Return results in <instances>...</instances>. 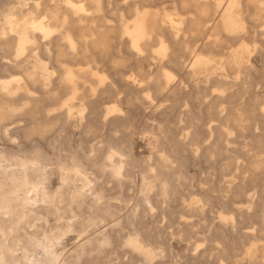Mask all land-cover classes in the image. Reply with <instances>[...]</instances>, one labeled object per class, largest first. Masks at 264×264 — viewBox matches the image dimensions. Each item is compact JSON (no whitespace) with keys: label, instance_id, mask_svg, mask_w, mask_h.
<instances>
[{"label":"bare ground","instance_id":"1","mask_svg":"<svg viewBox=\"0 0 264 264\" xmlns=\"http://www.w3.org/2000/svg\"><path fill=\"white\" fill-rule=\"evenodd\" d=\"M3 1L0 6H4ZM174 1L177 9L161 8V17L150 12L152 0L137 6L130 0H21L3 8L0 264H149L141 256L142 249L151 246L160 254L161 249L152 241L177 232L191 241L190 251L199 253L200 264H264V243L257 227L264 225V133L262 139L252 133L264 130V88L261 92L259 83L253 81L257 65L253 61L242 65L246 52L252 56L260 53L264 60V0H226L221 15L214 8L215 0ZM234 13L247 24L243 34L238 33L241 25ZM150 48L165 52L176 48L171 66L162 65L154 77L135 61V55H143L145 60ZM190 56L194 59L188 74L198 77L202 86L190 85L183 77L177 80L181 63ZM234 67L238 71L234 80L228 81L225 75ZM154 94H166L181 108V137L161 136L155 152L159 166L154 165L151 155L139 161L132 158L128 141L120 136V127H135V99ZM76 100L82 102L80 109L74 104ZM192 103L199 111L206 109L219 123L217 137L205 140L216 145L203 152L205 164L216 171H209L211 176L199 181L205 196L191 190L181 197L180 214L195 219H182L165 231L154 228L146 218L171 202L161 198L165 181L170 184L169 191H178L192 179L185 155H200L197 145L204 141L198 131L201 119ZM222 103L228 105V115H219ZM87 114L94 118L88 124L82 118ZM99 115L101 122L96 119ZM117 115L128 116L127 122L113 123ZM203 125L211 127L209 120ZM70 129L80 134V147L89 143L93 159L80 158L79 150H71L67 153L72 160L69 166L62 156L57 162L46 159L41 149L34 148L31 154L18 148L13 153V148L5 146L20 134L27 140L37 136L56 149L50 136L60 140ZM204 132L209 133V129ZM107 146L111 165L95 158L106 152ZM212 154L219 160L216 165ZM55 163L62 169L56 185L55 177L47 173V167ZM137 165L146 180L151 176L157 179L151 198L136 196L140 185L127 171ZM70 170L76 175L71 176ZM244 191L257 193L252 211L236 207L246 204ZM211 205L218 208L213 219L223 221L212 220L205 227L209 221L205 209ZM121 207H127V214H122ZM124 217L128 222L125 227L112 232L106 228ZM249 222L252 246L242 249L240 242L246 237L241 230ZM114 237L127 238L137 254L121 258L117 251L98 250L111 245ZM230 237L231 247L227 248L223 242ZM68 238L76 240L73 249L64 246ZM208 241L218 244L211 263L208 253L200 249ZM38 249L44 253L41 259L36 255ZM170 253L173 264H182L184 256L178 258L174 249Z\"/></svg>","mask_w":264,"mask_h":264},{"label":"rangeland","instance_id":"2","mask_svg":"<svg viewBox=\"0 0 264 264\" xmlns=\"http://www.w3.org/2000/svg\"><path fill=\"white\" fill-rule=\"evenodd\" d=\"M132 4L141 5L143 2L146 0H130ZM241 1V0H240ZM4 6H0L1 12L4 13L3 11L7 8L8 4L11 5H17L21 0H4L3 1ZM216 3V4H215ZM215 5L214 8L217 12V15H221L224 11V6L226 3V0H215ZM119 4L121 6L124 5V2L120 1ZM240 4V2H239ZM152 9L151 13H153L156 17H161L162 13L159 9L165 8V9H170V10H176L177 9V3L174 0H152L151 2ZM239 7V6H238ZM3 15V14H2ZM234 18L239 21L241 25V29L239 30V34H243L244 30L247 26L246 22L237 16L236 13H234ZM110 24L117 25L115 22H110ZM224 34H227L224 32ZM176 48H170L169 52H165L162 49L159 48H150L148 52L146 53V59L144 60L143 55H135V61H140L141 66L149 71L151 75L154 77L155 74L158 72L159 68L162 65L166 66H171L169 64L172 60H174L173 55L175 54ZM230 54H232V49L230 51ZM262 54L256 53L254 56L250 52H246L244 54L243 60H242V65H249L252 61L257 65V68L254 70V78L253 81L255 84L259 83L257 88L262 92L264 88V80L262 79V69H263V57L261 56ZM178 56V55H177ZM180 59V58H179ZM194 59V56H190L189 58L185 59L182 65V70L181 73H179L177 80L180 81L181 77L184 78L190 85H199L202 86L203 83L199 80L198 77L196 76H191L188 74V70L190 69V66L192 64V61ZM181 61V59L179 60ZM204 59H202V62L204 63ZM227 74L225 75L226 79L229 81L234 80L235 78V73L238 71V68L234 67L233 69L230 68L228 69ZM223 71H219L220 75H223ZM230 73V74H229ZM150 87L153 89L154 85H150ZM255 88V85H254ZM154 90V89H153ZM140 94V93H139ZM36 97L38 98L39 95L37 94ZM169 97L164 94V95H152L151 97H142L141 100L135 99V104H136V111H135V127H120V136L124 138L125 140L128 141L129 146L132 149V158H136L138 161L143 158L144 156H154V160L158 159L157 154L155 153L157 150L158 143L160 141V138L162 135H167V136H172V137H181V130L178 125V115L181 112V108L179 107L180 104L177 101L174 100H169ZM75 106L77 108H81L82 102L79 100H76L74 102ZM192 107L194 110H196V114L199 115L201 121L200 127L199 128V133L201 134L200 138L204 139L203 142L199 143L197 146L200 148V155L197 157L194 156L192 153H188L185 155V160L187 164V170L189 175L192 177L188 181V184L185 185L184 188H181L178 191L171 190L169 191L170 184L165 181L163 184V189H162V194L161 198L163 200H170L171 202L163 207V209H158L157 212H151L147 218L146 221H149L154 228L160 227L162 230L167 231V227L171 226L173 223H178L180 220H186V221H192L195 218L191 217L188 218L186 216H182L180 214L181 209H180V200L181 197L184 194H188L189 191H194L197 192L198 194L201 195H206V192L203 191L200 186H199V181L201 178L208 176H211L209 171H216V168H208V166L205 164L204 161V156L203 152L206 150L207 147H211L212 145H216V143L211 144L209 141H205L207 138L209 139H215L217 137V127L219 123L215 120L213 121V118L209 116V112L206 109L200 110L198 109V106L196 103H192ZM148 108L150 111L149 113H145L144 109ZM228 105L225 103H222L221 105L218 106V113L220 116H225L229 114V111L227 110ZM199 111V112H198ZM45 114V111L43 112ZM128 117V116H127ZM127 117H122L120 118L118 115L115 116L114 122L116 123L117 121H122L123 123L127 122ZM84 122L86 124L90 123L91 121H94V118L87 114L84 115ZM120 118V119H119ZM79 119V118H77ZM81 119V118H80ZM79 119V120H80ZM98 121L101 120L100 115L97 116L96 118ZM207 120H209L211 127H205L203 125ZM101 122V121H100ZM264 126V125H263ZM161 128V129H160ZM209 129V133L204 132ZM253 134L259 135L260 138L262 139V134L264 133V130L262 128L260 129H255L252 131ZM112 132L109 133V137L112 136ZM67 137H66V136ZM65 139L61 137L59 140L58 137L54 138L50 136V139L52 140V144L55 142V147L56 149L52 148L51 146L47 145L45 142H42L37 136L32 137L30 140L25 139L23 136L20 134L16 135L13 137L11 140L7 142L5 146L8 148H13V153H16V150L18 148H21L23 151L28 152L32 154V151L34 148L41 149L43 152L44 156L46 159L57 162L58 156H62L65 160L66 163L69 166H72V160L67 157V153L69 151H78V157L80 158H89L93 159L94 156L92 157V154L89 151V143L86 142L83 144L82 147H80L81 143V136L78 132L73 131V130H68L67 133L65 134ZM53 139H52V138ZM108 137V138H109ZM62 139L64 140L61 141ZM55 140V141H53ZM70 143V146H67V143ZM187 143L189 144V138L187 139ZM186 143V144H187ZM167 147H170L169 144L167 143ZM0 148H2V145H0ZM106 152L100 153L95 156V158H98L99 163L102 162V159H105L109 164L111 165L112 160L110 159V155L108 152L109 146L106 147ZM180 150V149H179ZM182 156V155H181ZM213 158L215 157L214 154L211 155ZM184 158V157H183ZM215 159V165L218 164L219 160ZM155 166H159L160 162L155 160L154 162ZM111 167V166H110ZM113 169V167H111ZM47 173L49 174V177L53 176L55 177V184L58 181V178L62 174V169L59 165V163H55L51 166V168L47 167ZM114 169L119 170V167H114ZM129 169V167H128ZM128 174L133 176V178L137 181V183L140 185L138 191L136 192L137 198H151L153 194L156 193V188L155 184L157 183V179L154 176L149 177V180H146V174H144L143 171H141L140 165H137V168L130 167V169L127 171ZM70 175L75 176L76 172L73 170H70ZM213 175V174H212ZM190 177V178H191ZM247 177H244V182L246 181ZM150 182V185H147V182ZM228 181L233 182L232 179H228ZM193 186V188H192ZM215 186V180L211 181V192L210 196H214V192H212V188ZM244 196L247 199L246 204L240 206L236 205L238 209H248L249 211H252L254 209V201L257 197V193L255 191H247L243 192ZM208 195V194H207ZM105 203L108 202V200H104ZM115 204L119 205L118 202H114ZM119 207V206H117ZM127 207H121L122 214H127L128 209ZM132 209L133 206H130ZM218 208L214 205L208 206L205 209V213L208 216L209 221L204 223L205 227L210 224V222L217 214H218ZM124 212V213H123ZM166 216V218H163V216ZM223 216L228 215L227 213H223ZM217 222H222L223 219L219 218L215 220ZM51 223H54V220L51 219ZM125 225H128L127 218H122L121 220L117 221H112L106 228L110 230L111 232L116 230V229H121L125 227ZM252 224L246 223L244 224L245 228H243L241 231L243 232L244 236L246 237L240 242V247L242 249L249 248L252 246V240L249 237V235H252L253 230L252 228L248 229L247 227H250ZM263 226V227H262ZM259 235L263 238L262 243H264V225L260 223L258 226ZM262 227V228H261ZM194 230L197 229L196 226H192ZM229 231V230H228ZM183 232H177L173 236H169L167 238H163L161 240H154L152 241L155 243L157 247L161 249L160 254H155L153 248L149 246L148 248H143L141 251V256L149 263V264H173L171 261V249H174L176 251V254L178 255V258H181L184 256L182 259V264H200L197 261V258H199V253L198 254H192L191 250V241L190 240H184L182 237ZM200 236V234H197ZM205 236V235H204ZM42 240V239H41ZM66 242L64 246H66L68 249H73L76 240L72 238H68L64 240ZM208 244L200 245V249L202 251H206L207 254V259L211 262H214L215 257L217 256V251L216 249L218 244L215 243L214 241H208ZM231 237L228 238L226 241L223 242V244L227 247L230 248L231 245ZM67 249V250H68ZM98 250H104L106 253H110L111 251H117L119 252L121 258H124L125 254L130 253V254H137V251L128 244L127 238H122L121 240H117L115 237L113 238V243L107 247H98ZM36 255L38 258L42 257L41 255H44L43 251L38 249L36 252ZM193 258H196V261L192 260ZM248 256L246 257V259ZM41 259V258H40ZM85 264V262H84ZM101 264V263H99ZM206 264H209L206 263Z\"/></svg>","mask_w":264,"mask_h":264}]
</instances>
